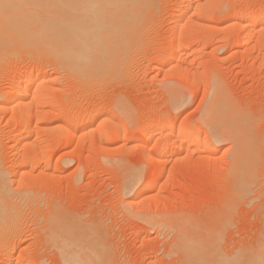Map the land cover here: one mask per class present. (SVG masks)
<instances>
[{"label": "rangeland", "instance_id": "374dc122", "mask_svg": "<svg viewBox=\"0 0 264 264\" xmlns=\"http://www.w3.org/2000/svg\"><path fill=\"white\" fill-rule=\"evenodd\" d=\"M179 2L153 0L145 7L133 40L120 51L119 65L97 79L72 77L36 52L0 59V95L9 85H19L21 72L23 77L45 76L48 85L30 87L23 103L39 91L49 95L17 118L0 111V169L15 209L10 230L0 240V264H63L49 237L56 219L72 225L77 236L96 230L107 264H204L183 244V237L204 233L216 254L209 264H264V24L252 28L251 19L232 24L236 12L264 10V0H186L181 8ZM216 85L233 115L240 114L254 147L245 181L232 140L214 138L200 126ZM102 110L108 116L88 120ZM84 112L83 122L75 125V116ZM161 117L196 129L218 153L192 147L185 138L181 150L179 137L159 128L149 134L147 147L137 150L140 130ZM23 120L32 134L26 144L18 143L20 148L15 129ZM63 130L70 132L66 139L58 137ZM159 141L167 153L148 159ZM35 155L43 163L33 167ZM150 178L152 190L141 195V183Z\"/></svg>", "mask_w": 264, "mask_h": 264}, {"label": "bare ground", "instance_id": "6f19581e", "mask_svg": "<svg viewBox=\"0 0 264 264\" xmlns=\"http://www.w3.org/2000/svg\"><path fill=\"white\" fill-rule=\"evenodd\" d=\"M152 2L153 0H0V59L2 60V57L5 58V56L17 53L19 51H25L24 53L28 52L30 54L31 52H36L35 53L36 55H38L37 53H40L42 55L47 56L48 58L53 59L55 63L57 62V64L61 67V70L63 71L65 70L70 76L72 75V77L95 79L96 76L98 75V78H99L100 73L102 72L105 73L108 70L110 71V69H115L116 64L119 65V63H117V58L120 57L119 56L120 51H124L125 48H128L127 45L130 44L131 41L133 40L132 38L134 35L135 27L138 24V21L140 20L139 18H140L141 13H143L144 8L152 4ZM185 3H186V0H180L177 6L179 8L184 7ZM261 8L263 9V7ZM262 9L261 11H264ZM146 11L147 10H145V12ZM261 11H253V10L248 11V9H246V11H242L241 13L236 12V14L234 13L235 16L233 17L232 24L236 23L238 25V24H241L242 22L244 23L245 21H249L251 19L249 22L252 28L257 27L258 25L260 26V24H264V13H262ZM179 14L181 13L179 12ZM253 18H255L254 21L252 20ZM251 21H253L252 24H251ZM179 23H181V21ZM240 28L243 29V27H240ZM242 32H244L242 34L244 35L246 31L241 30V33ZM135 34H136V31H135ZM177 42L181 44L179 40H177ZM242 44L243 42L240 41V44H239L240 47ZM133 45H134V42H133ZM173 48L174 46L171 49L173 50ZM176 56L178 55L176 54ZM119 60H121V58ZM175 60L178 61L177 59ZM163 63H165V60H163ZM165 64H167V62ZM118 70H119V67H118ZM116 72L117 70L115 71V73ZM21 74L23 73L21 72L20 74H17L16 76L17 80L19 79V85L17 84L18 85L17 87H13V85L10 87L9 85L7 91H5L4 94L0 95V99H1L0 111H2V114H4L6 111H10L11 114L15 118L19 117L22 113L29 114L31 110L30 104L32 102L38 101V98L40 99V97H43V96L49 97V95H45L44 93H42V91H39L38 94L32 95V98H30V101L28 104L23 103L22 100L24 99L23 98L24 94L25 92H28L27 90L30 87L34 86L38 90L39 89L41 90L46 87L47 80L46 81L44 80L45 76H43L44 79H42L40 76H37V75L34 77H32L33 75L32 76L27 75V77L26 76L23 77ZM12 78L13 77H11L10 80H12ZM81 80L83 81V79ZM213 92L214 94L211 93V95H214V96H213V99L212 98L211 100L209 99L210 103H209L208 109L206 111L204 110L205 113L201 115L202 118L200 121V124H201L200 126L210 131L214 138L220 139V137H228L229 139L232 140V142L234 143L233 147L235 148V154H236L235 164L237 165L239 175L243 176L242 181H245L248 179V172H249L248 166L250 164H253L251 162L253 161V158H254L253 157L254 147L252 146V142L246 136L245 128H243L244 127L242 123L243 121L241 122L240 118L239 119L237 118L240 114L237 117L233 115L234 112L230 111L231 109H229V106L226 104L227 100L226 101L223 100L222 94L217 85L215 87V90H213ZM46 100L48 99L46 98ZM179 100L180 99H178L177 101ZM52 101H53V98H52ZM174 101H176V99ZM176 105L179 106V104H176ZM52 106H54L53 103H52ZM123 109L119 108L120 112H123L122 111ZM103 110L100 112L95 111V113H92V115L90 114L91 116L90 118L88 117V120L92 119L93 121L98 117L101 118V117L106 116L108 114V110L107 111L106 110L103 111ZM232 110H235L234 107L232 108ZM66 111L67 110H65V112ZM5 114H7V112ZM84 114L85 112L75 116V119H74L75 125L77 124L79 125L80 122H83V119L85 118L83 117ZM71 116L69 114L68 117H71ZM23 117H25V115ZM63 118L65 119V117ZM163 118L164 117H161V120ZM156 119H154L153 121L154 123L150 125H146L140 130V133L136 138L137 144L135 146L137 150L143 151L144 147L147 145V144L145 145V143L147 142L146 139L150 138L149 134L153 133V131L156 128L157 129L159 128L161 133L163 134L171 132L169 133L170 135L174 132L175 135H172V136L173 138L175 136L177 138L179 137L180 143H181L179 145H181V150H182V147L184 146L183 144L184 141L182 142L181 139L185 138L186 139L185 141L187 142L188 140H190V142L187 144L191 143L192 147L194 146L198 149L206 150L209 154L215 155L216 153H218V150H216L217 148H212L210 140L206 139L205 136L204 138L200 137L196 129H193L192 127L187 128V127H184V125L182 126L176 125L174 122L175 120H172L171 118H168L169 120L165 119L164 122L162 120L163 123L156 122L155 121ZM18 120H21V119L18 118ZM36 120H37L36 122H38L39 119H36ZM158 120L159 119H157V121ZM30 125L27 123V121H24L21 126L17 125L19 127L15 129V132L19 134L20 136V137L19 136L17 137V139L20 138L19 140H16L17 144L18 143L23 144L24 141L30 138L29 136H31L30 134H32L31 133L32 128ZM72 126H70V128H72ZM36 128L37 127L33 129L36 131ZM73 128H74L73 130L77 129L75 127ZM124 128L125 126H123V129ZM86 129H88V127H86ZM12 130L14 131V129ZM104 130L105 129H103V131ZM69 135H70L69 131L63 130V131H59L58 137H61V138L64 137L66 139V136H69ZM125 135H126V131L122 132L121 136H125ZM104 136L106 135L104 134ZM114 137L113 139L111 138L113 141H114ZM12 138L14 139V137ZM106 138H108V135ZM57 139H60V138H57ZM123 139L125 138L123 137ZM159 142L155 143L154 146L151 147V149H149L150 155L148 154L147 155L150 157H148V159L152 158V156L157 154L159 151L162 152V150L165 153H167L166 146H164L161 143V141ZM68 143H70V141ZM171 152H173V150ZM34 157H33L34 160L32 161V164H31L32 166L38 163L39 161H41L40 158H36V155ZM45 161L46 159L44 160V164H47ZM41 163L43 162L41 161ZM25 174L26 172L22 171L20 173V176L21 177L25 176ZM133 178L135 179L136 176ZM153 186H154L153 179L152 180L151 178L147 179L141 183L139 187V193H141V195L142 194L148 195L149 192L152 190ZM14 219H15V209L13 208V205H12V196H11V192L8 186V181L3 171L0 169V240L2 239V237H4V235L8 233V231L10 230L9 226L11 225ZM71 226L70 225L67 226V224H64L63 221H61L60 219H56L52 222L51 229H50L51 232L49 234V237H50L51 243L56 249V251L58 252V255L60 256L63 264H107L105 255H104V250L101 247L99 240L96 237L97 231L91 230V231L85 232L84 234L81 233V235L79 236L75 235L76 232L75 234L73 232V234L75 235L74 237V235L72 234V231L75 229L71 228ZM183 239H184L183 244L185 245V247H187V249L192 255L190 253L189 254L191 255V257H194V260L196 262L198 263L204 262V264H209L208 261H210V259L216 258L215 252L211 250V246H213L214 243L208 233H204L203 235H200V236H191V235L185 236L183 237ZM15 261H17V258ZM23 262L25 261L23 260ZM16 263H18V261Z\"/></svg>", "mask_w": 264, "mask_h": 264}]
</instances>
